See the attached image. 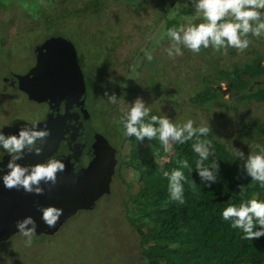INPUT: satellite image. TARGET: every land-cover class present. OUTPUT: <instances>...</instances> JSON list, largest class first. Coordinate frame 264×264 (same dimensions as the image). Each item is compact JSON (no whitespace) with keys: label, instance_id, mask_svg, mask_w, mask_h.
Wrapping results in <instances>:
<instances>
[{"label":"rangeland","instance_id":"rangeland-1","mask_svg":"<svg viewBox=\"0 0 264 264\" xmlns=\"http://www.w3.org/2000/svg\"><path fill=\"white\" fill-rule=\"evenodd\" d=\"M84 1L45 0L42 5L40 0H0V131L5 135L12 134L18 126L39 119L45 110L4 86V79L26 70L35 48L38 47L42 53L41 46L57 42V39L64 41L69 49L71 47L84 74L91 126L116 150L109 192L99 197L92 209L78 211L51 231L39 232L34 236L31 247L25 246V238L19 232L1 241L0 264H146L138 236L130 226L123 206V203L128 204L126 186L133 175L124 168V163L129 160L130 147L123 143L126 137L120 121L124 111L137 97L143 99L150 116L166 115L177 125L189 119L197 128L209 125L214 137L232 153L233 147L241 150L245 154L244 160L250 153L258 151L248 146L254 143L263 145L262 135L254 129L238 131L235 124L226 118L233 114L246 116L247 119L237 124V128L241 127L240 124H250L253 119L258 123L264 122V104H255L250 99L247 102L251 105L244 109V104H238V97L230 96L229 90L220 98L224 104L220 107L221 112H225L227 117L219 122L216 113H212L219 111V103L213 102L212 97L204 108L192 107L190 97L205 86L212 93L218 86L222 90L227 88L224 80H219L218 84L214 80L221 73H224L221 78L233 80V76L228 75L232 71V62L235 63L236 74L245 79H248L246 75L250 76L251 84H245L247 93L252 92L254 83L264 82V70L252 67L255 54H246L248 49L243 53L236 50L233 59L228 57L229 50L222 54L223 50L216 52L213 49L199 54L182 49V56L168 57L164 33L168 28L179 25L181 17L195 15L194 3V12L190 15L176 13L177 18H168L166 14L163 18V3L169 0H163V3H155L156 0H104V8L97 12H79ZM187 1L178 0L175 7L187 8ZM248 38L251 40L250 50L257 47L262 58L264 36ZM145 53L151 54L152 59L148 60ZM221 59L224 61L220 62ZM262 66L264 60L261 70ZM240 79L236 91L242 93L245 85ZM259 86L262 85H254L253 89H260ZM120 88L127 90L117 101L118 109L103 107L96 102L106 90L111 95ZM230 89L234 92L235 88ZM133 92L134 96L129 97ZM227 105L232 108L227 109ZM100 113L109 115L101 118ZM137 144L146 146L144 142ZM152 146H161L159 139H154ZM3 151L0 148V153ZM171 155L170 158L165 153L160 157L170 170L176 165L175 155ZM244 160H239L241 166Z\"/></svg>","mask_w":264,"mask_h":264},{"label":"trees","instance_id":"trees-1","mask_svg":"<svg viewBox=\"0 0 264 264\" xmlns=\"http://www.w3.org/2000/svg\"><path fill=\"white\" fill-rule=\"evenodd\" d=\"M177 1L169 0L163 3V0H156L155 3L165 4L162 11L163 18H166V14L169 15L168 18H177L176 13L190 15L194 12L190 0L186 2L187 8H176ZM103 2L104 0H85L78 11L97 12L104 8ZM201 22L203 21H195V23ZM166 42L168 43V41ZM211 49H202L201 51L206 52ZM228 50V57L233 59L237 54L236 49L229 48ZM257 52V47L256 50H250L249 46L245 53L255 54L254 60L251 62L252 67L263 71L264 68L261 70L260 65L264 60V55L261 58ZM223 61L220 60V62ZM231 66L232 71L228 75H232L233 80L229 81L230 79L226 77L221 78L224 75L221 73L214 83L218 84L219 80H224L226 86L230 83V87L235 89H233L234 92L230 89L229 95L234 98L237 96L238 102H236L244 104V109L251 105L250 102H247L250 99H253L255 104H264V82L254 83L251 87L252 92L249 94L247 93L248 86L246 87L245 84H251L250 76L246 75L248 79L241 77V74H236L234 71V62L231 63ZM238 78H241L242 85H245L242 93L236 91L239 89ZM254 85L262 86H259L260 89L254 90ZM215 90L216 92L212 93L211 89L205 86L200 92L191 96L190 101H193L192 107L199 109L209 105L208 99L212 97L213 102L219 103V111L212 112L213 115L216 113L219 122L227 116L225 112H221L220 108L221 105H224L220 101L222 93ZM234 94L236 95L234 96ZM110 107L117 109L119 106L116 103ZM226 107L229 109L231 106L227 105ZM229 119L232 121L230 122ZM229 119L226 118V121L234 123L238 131L248 132L254 129L262 135L264 145V122L258 123L256 119H253L250 124H240L241 127L237 128L236 125L246 120V116L233 114ZM150 122L151 116L149 115L145 118V123ZM155 126L159 127L158 124ZM200 139L212 142V154L204 162L205 166L211 168L214 163L219 165L218 180L210 187L204 184L196 172V161L199 156L192 147L196 140L195 137L183 144H173L171 150L167 152L162 146H152L154 139H145L143 141L146 143L145 147L137 144L139 141L134 136L126 137L123 140V143H128L130 147L129 160L124 163V168L133 175V178L127 181L126 186L128 204L123 203V206L127 211V220L138 236L141 254L146 264H264V236L253 240L245 239V234L241 229L232 228L231 222L222 218L223 210L229 205L239 206V204L252 199L264 202V186L246 175L239 159L219 142L213 133L201 136ZM165 153L170 158L172 153L175 155L176 165L172 170L167 169L160 161V157ZM184 160L188 162L191 170L182 168L178 163V161ZM162 169L169 173L173 170H180L184 173L186 177L184 204H179L171 199L168 180L163 177ZM193 180L195 187L191 183ZM241 185L242 187H239ZM255 230H259L258 224L254 227Z\"/></svg>","mask_w":264,"mask_h":264},{"label":"clouds","instance_id":"clouds-1","mask_svg":"<svg viewBox=\"0 0 264 264\" xmlns=\"http://www.w3.org/2000/svg\"><path fill=\"white\" fill-rule=\"evenodd\" d=\"M195 5V15L181 17L179 26L168 28L164 38L168 41L165 49L169 58L182 56V49H188L193 54H199L202 49L212 48L216 52L226 54L229 48L239 53L245 52L251 40L249 36L260 38L264 36V0H190ZM43 5L45 0H40ZM202 20L201 23H195ZM148 60L151 54L145 53ZM109 103L116 104L118 97L115 93H104ZM129 105V104H128ZM149 108L142 98L137 97L124 111L121 123L125 137H135L137 141L145 139H159L164 150L170 151L173 144H183L196 138L193 150L198 154L196 172L206 186L218 180L219 165L214 163L211 168L205 166V161L212 154V142L200 139L211 132L210 126L194 127V121L189 119L181 125L172 122L166 115L163 117L151 116V122L145 123L149 116ZM159 125L156 127L155 125ZM50 135L47 129L36 130V126H23L18 134L5 135L0 131V148L9 156L5 167L7 172L0 177L5 188L23 189L26 193L43 195L42 184L49 185L50 189L57 183V174L63 173L65 164L58 159H47L36 164H20L25 153L37 156L42 154L40 145ZM250 149L258 150L250 153L243 164V171L253 181L264 186V145L252 144ZM233 153L239 160H244L245 154L233 147ZM182 168H189L188 162L178 161ZM189 170H191L189 168ZM163 177L168 180V191L173 201L184 204V182L186 177L180 170L171 173L162 169ZM192 186L195 187L193 180ZM239 187H242L239 186ZM41 219L49 227H55L63 209L49 206L39 209ZM222 218L231 222V227L241 229L245 239H258L264 236V202L256 199L236 205H229L222 212ZM259 225V230L254 227ZM18 232L25 238V246L31 247L36 234L37 224L32 217H25L16 222Z\"/></svg>","mask_w":264,"mask_h":264},{"label":"water","instance_id":"water-1","mask_svg":"<svg viewBox=\"0 0 264 264\" xmlns=\"http://www.w3.org/2000/svg\"><path fill=\"white\" fill-rule=\"evenodd\" d=\"M56 41L50 42L48 45H44V47L39 46V49H43V51L48 49V52L40 53L37 50V60L40 56V60L37 61V69H34L27 77L18 79V87L26 93L28 99L49 104V111L44 120L34 124L36 130L47 129L50 133L40 145L42 154L39 156L32 153L25 154L24 158L18 161L22 165L42 163L49 158L53 159L60 141L65 139L64 130L61 129L65 120H62L63 118L57 115L59 112L57 109L64 107L65 103L63 100L66 99L67 94L68 96L72 95V92L65 94V91L62 95H59L63 92L66 83L62 79H67L65 76L72 75V78L77 79L78 84L82 86L81 73L78 70L76 58L71 51V47L69 49V46L64 41H59L58 39ZM43 54L44 60L42 59ZM57 56L63 58L65 62L59 63L56 58ZM52 61H55V65L53 68H49ZM61 66L67 67L66 70L68 71H63ZM262 67L264 68V66ZM27 82L28 87L24 89L23 86ZM79 90L83 91L82 89ZM217 90L221 93L228 92L230 84H227L225 90H222L219 86ZM70 138L72 139V136ZM96 142L100 144L101 149L96 154L95 159L88 157L89 160L86 158L87 161L84 159L85 157H82V161L80 162L79 159L81 157L78 154H74L73 160L77 159L80 164L72 163L68 165L66 162H63L65 170L63 173L57 174L56 185L52 186L51 189L49 185H41L44 188L43 195L26 193L23 189L9 190L4 187L3 181L0 179V242L17 233L16 222L23 220L25 217H32L35 220L37 224L35 235H38L39 232L45 233L55 229L59 224L74 216L76 210L92 209L95 206L96 200L101 195L109 192L110 177L115 165L114 152L110 153L111 149L108 147L105 139L99 138L92 143L97 145ZM5 158L8 160L9 156ZM84 160L85 162H83ZM49 206L63 209V215L60 216L59 221L52 228H49L43 222L41 219L42 213L39 210L40 208H47Z\"/></svg>","mask_w":264,"mask_h":264},{"label":"flooded vegetation","instance_id":"flooded-vegetation-1","mask_svg":"<svg viewBox=\"0 0 264 264\" xmlns=\"http://www.w3.org/2000/svg\"><path fill=\"white\" fill-rule=\"evenodd\" d=\"M38 48V47H37ZM37 48H35V50L33 51V56H32V61L31 64L26 68V70H24L22 73H18L17 75L15 74H9V78L8 79H4V86H6L7 88H12L13 91H16L18 93H20L25 100H27L30 104H38L41 105L45 108L44 113L42 114V116L39 117V119L34 120L28 124H26L25 126L29 127L31 125H34L36 123H39L41 121L44 120V118L46 117L48 111H49V104L47 102H35L32 99H28L26 93L19 89L18 87V79L20 78H24L27 77L28 75H30V73H32V71L36 68L37 66V61L40 60V56L37 60ZM40 51V50H39ZM48 52V49H45L42 53H46ZM44 55V54H43ZM57 61L59 63H63L65 62V60L63 58H60L59 56L56 57ZM42 59L44 60L45 57ZM55 65V61H52L49 65V68H53ZM78 67V64H77ZM67 67L64 68V66H61V69L65 72H67L68 70H66ZM79 72L81 73V81H82V86L78 84L77 79H73L72 75H68L65 76V78L67 77V79H62L63 81H65V87L63 88V92L60 93L59 95H62L65 91V94L68 92H72V95L68 96L65 99V94H64V99L63 102L64 107L61 108L59 107L57 110L59 111L57 113V115L61 116L64 121V124L61 126V129H63L64 131V136L65 139H63L62 141H60V145L59 147H57L53 159H58L61 162H66L68 165L72 164V163H76L77 165H79L80 163L78 162V160L76 159L75 161L73 160V156L74 154H78L81 158L79 159L80 162L82 161V157L85 160H89L88 157H91V159H95V157L97 156L96 154L100 152L101 146L98 142H96L97 145H94L92 142L97 141L99 138H103L102 135L98 134L91 126L90 123V113L88 112L87 109V104H88V89L86 88V81L84 78V74L82 73L81 69L78 67ZM71 72V71H70ZM61 79V78H60ZM36 83V81H35ZM28 85L25 84L23 86V88L25 89ZM36 85V84H34ZM82 89L83 91L81 92ZM131 90H133V87L131 86L130 88ZM126 88L124 90H121V88L118 91H113V93H115V95L120 99L121 96H123L122 94L126 92ZM107 92V90H106ZM135 92L131 93L129 97L134 96ZM74 95V96H73ZM62 97V98H63ZM96 102L100 103L103 107H107V106H111V105H116V104H112L109 103L107 98L105 97V95H101L98 97V99L96 100ZM118 109V108H117ZM116 110V108H115ZM102 114H104L102 112ZM102 114L100 113V117H108L109 114L102 116ZM23 127V126H21ZM20 126H18V128L15 130V132H13L12 134H18L19 129L21 128ZM70 136H72V139L70 138ZM70 138V139H69ZM104 139V138H103ZM106 140V139H105ZM108 147L111 149L110 153L113 151L114 152V160L116 163V150L113 149L108 141L106 140ZM100 147V148H99ZM99 148V150H98ZM103 148H105L103 146ZM27 154V153H25ZM109 155V152H108ZM8 154L3 151L2 153H0V177H2L8 170L5 167V165L7 164L8 160L7 157ZM87 156V157H86ZM87 158V159H86ZM108 158V157H107ZM85 160L83 162H85ZM87 160V161H88ZM104 161V160H102ZM115 167V165H114ZM114 173V170H113ZM113 173L110 177V180L113 176ZM110 184V182H109ZM102 196V195H101ZM100 196V197H101ZM86 209H78L76 210V213L78 211H85ZM75 213V214H76Z\"/></svg>","mask_w":264,"mask_h":264}]
</instances>
